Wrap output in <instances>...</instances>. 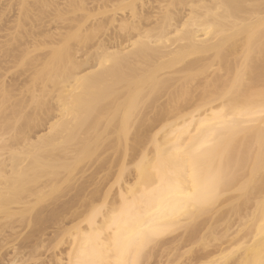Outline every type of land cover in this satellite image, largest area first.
I'll return each instance as SVG.
<instances>
[{
	"label": "bare ground",
	"instance_id": "6f19581e",
	"mask_svg": "<svg viewBox=\"0 0 264 264\" xmlns=\"http://www.w3.org/2000/svg\"><path fill=\"white\" fill-rule=\"evenodd\" d=\"M104 1L108 2V0H101L103 6L105 5ZM181 1L186 7L192 2L191 0ZM210 1L211 4L198 5V8H195L196 5H191L188 10L185 9L186 7H182L183 9L180 8V11L174 10L176 13H172L170 10L164 11L163 7L165 6L162 7V5L165 0H150L147 4H142L141 9H138L139 11L135 8L131 11V15L129 14L130 16L118 18L121 19L122 25L132 27L134 38L129 37L127 39L128 35L127 38H125L126 36L121 38L122 36L110 35L108 42H97L96 50L91 51L92 48L90 47L89 50L92 53L86 50L88 48L86 47V53L83 54L84 58L79 56L81 51L76 52V58L68 62L70 64H68L67 69H63L62 65L60 66L63 67L64 72H59L58 63L54 66L55 69L50 72L52 75V72L59 68V71L57 70L59 74L64 75L65 73V75L61 74L58 78L59 74L57 72L58 76H56L55 71L53 77L58 78L57 81L50 75L48 76L50 79L53 78L51 80L48 78L50 82H56L54 83L58 93L50 96L45 94L47 97L42 96L43 99L46 97L44 103L52 102L53 105H43L44 108L39 107V109L42 108L41 118L37 116L38 119L35 118L37 121L33 119L34 123L31 122V125L34 124L32 130L28 120H26L28 118H25V124L30 126L27 125L30 131L27 128L29 133L25 132L26 126L24 124L23 131L28 136H24L22 131V137H28L25 138L27 143L30 142L29 144L32 145L31 143L35 139L37 142H41L40 140L43 141L45 138L49 140V138L53 139L54 137L55 139V136L57 138L60 136L63 143L65 139L62 136L64 134L70 129L73 131L75 127H77L75 131L80 133L79 124L91 119L88 121L90 124L84 123L88 125L87 128L86 125L82 126L87 130L81 129V131L85 130L86 133L81 132L82 135H78V140L74 136L76 133L67 139L69 132L65 137L68 146L70 144L69 139L73 141L71 144L75 143L80 146H74L76 150L73 151H80L78 154L82 157L85 149H88L87 145L89 144H86L87 147L85 146L87 139L88 141L90 139L93 141L98 139L99 141V138H102L100 143L97 141L102 146V143H105L109 138L112 127L108 118L112 115L117 121L113 133L117 141L116 151L120 156L119 160L124 161L131 154V157L135 158L136 153L143 149L146 143H150L152 146L151 151H141V155L134 165L135 182L132 186L125 188L128 191V196H125V192L120 189L119 204L115 201H106L104 198L103 200L100 199L104 201L99 203L101 204L100 207L99 204L98 206L95 205L100 200L96 202L97 199L94 200L91 197L84 204L81 203L82 205L71 216H68L69 220L71 217L74 226L64 228L65 221L68 220L67 217L63 218L65 220L62 222V219L60 223L56 222L58 217L55 218L56 224L51 225L54 229V232H51L52 238L56 240L60 238L62 242L63 237L68 236L67 240L62 242L66 245L63 249L65 257L62 255V251L56 249L57 247L51 250L50 245H46L49 240L51 243V239L46 238L48 234L43 233L47 228L43 229L45 226H41L45 225L44 222V224H38L42 227H38V229H42V231L39 230L42 234L39 236L40 244L44 245L43 248L46 247L44 250L46 254L43 256H46L48 252L53 253L51 255L54 258V260L52 259L53 264H264V0ZM101 3L98 2V5L102 6ZM193 3L195 4V2ZM177 4L179 7L180 4L178 2ZM169 8L171 6L167 9ZM90 13H92L91 10ZM115 19L116 17L112 21H117ZM66 20L68 19L65 18L61 23L64 24ZM70 20L72 22L68 20L67 25L64 24L69 26V30L72 26L74 28L76 22H73L75 19ZM240 37L243 42L241 53L238 55L239 63L230 68L228 55L229 52L235 50ZM200 54L206 55L207 58L213 57L222 68L227 69V77L224 83L219 79L206 81L205 86L200 91V83L195 84L194 81V76L200 74V67L194 68L196 62H189L181 70L175 69L176 66L174 65L180 64L185 56ZM111 58L112 60L115 59L117 63L113 61L114 65L117 66L116 68L114 66L116 70L112 69L113 66L111 67L112 70L106 69L105 64ZM222 70L219 69V71ZM129 71L131 77H129ZM163 71L169 72L163 74ZM113 73L117 77L115 74L113 76ZM124 73L126 74L125 77H129L130 80L125 78L123 83L120 81L121 83L118 84H123L120 86L122 88L125 86L124 91L121 92L125 93L126 91V93L123 97V93L120 94L121 96L117 95V92L114 93L123 102H119L116 99L118 97L113 95V99L116 97L115 102H118L108 105L110 103L108 96H104L110 90H114L110 89L114 84L108 83L109 91H107L108 86L105 85V82L109 80L111 75L112 78L117 79L119 76L123 77L121 74ZM112 78L110 79L113 80ZM131 78L133 79L131 80ZM173 80H175L171 86L173 90L168 92L166 104H158L159 99L166 94L165 90ZM50 82L49 84H51ZM85 83L87 84L84 91L83 85ZM97 84L98 86L103 85H101L102 92L107 88L108 93L100 91L104 95H99L102 99L99 96L94 99L96 97L94 95L95 90L101 88H98ZM46 85L47 83L41 82L40 88L45 86L47 89L50 86ZM52 85H54L53 82ZM92 85L96 86L93 92L90 91L93 90ZM80 86H83L85 95L88 94L87 100H91L90 93H94L95 102L89 104H93L92 107H88L87 104L90 100L85 99L86 96L79 89ZM40 88L39 92L41 91ZM70 88L73 89L70 90ZM49 89L50 87L47 89V93H50ZM77 89L82 92L80 95L75 92L78 91ZM43 91L46 92L45 88ZM64 92L69 94L65 96ZM76 95H78L77 98ZM82 95H84L83 99L80 97ZM70 96L72 100L75 98L77 101L74 99L70 102ZM49 98L50 101H48ZM142 98H146L145 101H151L150 99L152 101L151 103L147 101L149 104L147 106ZM96 99L98 101L99 99L103 101L108 99V104L106 103L105 107L104 104L103 107L99 108V101L98 107H94L95 103L98 102ZM84 100H86V104H83ZM81 103L87 108L82 107ZM101 103L103 104V102ZM141 103H145L147 111L151 110L146 112ZM78 108L82 112L93 108L90 111L91 115L90 112L85 113V117L90 115L91 118L85 119L82 115L80 121L82 118L85 120L79 122L78 117L83 113L79 114ZM67 109L68 113H65ZM186 110L191 111L187 112ZM143 111L144 113H142ZM69 112L75 114L74 117L71 116L74 118H72L73 120L71 117H66L68 114L69 116L72 115ZM63 117L65 118L63 119ZM76 117L78 119L77 126L71 125L73 127H69L70 124L77 122L75 121ZM66 118L70 121L64 123ZM111 118L110 120L113 122L114 118ZM156 128H159V132H162L163 135L158 137L159 133L157 134V132L153 136L146 134L145 129L153 131ZM52 130H56L57 135L49 133ZM100 130L103 132L100 133ZM15 135L17 134L13 135L12 133L10 140H13ZM19 138L18 140L21 141L22 139ZM59 138L53 139V141L58 143V141L60 142ZM25 140L23 142L26 144ZM48 140L46 141L49 142ZM75 140L78 143L74 142ZM79 140L81 141L79 142ZM84 141L85 143H83ZM95 141L88 143L91 144V147L95 144V146L93 145L95 148L98 144ZM23 142L21 145H25ZM56 142L55 144H53L54 142L49 143L50 146L47 143L49 147L44 143L47 148L39 146L36 156L41 151L40 147L43 149L41 151L43 153L45 148L46 150L50 149L51 146L56 145ZM66 144L63 143L62 147L64 148L61 151L58 149L60 152L57 150L56 153L53 150L55 147H51L53 149L50 151L56 153L55 155L61 153L63 157L66 154L67 156L70 155L67 152L73 154L72 149L74 147L70 148L73 145L67 147ZM11 145L6 146L8 148ZM64 145L68 150H71L68 151ZM6 146L0 148L1 154L8 152L7 150H10L14 145L9 149ZM1 147L3 146L1 145ZM83 147L85 148L83 149L84 152L81 150ZM16 149L15 154L11 153V156L14 155L15 157ZM91 149L94 152L96 148ZM63 151L67 152H64L63 155ZM46 152L45 156L47 157L40 153L39 157H45H42L44 160L40 159V163L44 162L42 164L50 165L47 162L50 152ZM61 155L58 154L59 157ZM19 156L23 157L18 155L16 159L12 157L11 161L17 162ZM67 156L66 158L61 157L62 161L67 159ZM65 165L68 170L67 163ZM64 166L62 164L58 168L61 167L63 171ZM42 167L44 166H40V168ZM48 168H52L51 165ZM69 168L71 167L69 166ZM43 170L38 171L37 168L35 174ZM124 171L122 167L121 173ZM2 172H4V168H0V175ZM45 172H41L39 177L41 175L40 178L47 177L46 174L49 172L46 174ZM52 172L49 174L54 178L56 171L54 175ZM23 176L25 174H22ZM51 176L48 175V177ZM34 177L39 178L38 176ZM22 179L20 183L18 178L20 183L18 186L24 183V177ZM35 180L33 179V181ZM29 182L24 183L28 189L29 184L31 185ZM11 187H8V190L14 189ZM24 189L27 188L24 186ZM16 190L17 192L21 191V188L19 190L16 188ZM28 191L24 190L25 193ZM4 192L9 193L10 191L0 190V210L10 203H22V198L14 200L13 197L16 195L22 197L23 189L20 196L17 193L14 194L15 190H13L14 196L10 197L11 199H8L11 193L6 195ZM102 205L104 206L102 207ZM85 206L90 207L92 211L87 222L88 230L82 228L80 223L82 222L81 215L86 213L81 212L82 209H86ZM99 217H101L100 220H97ZM58 220L60 221V219ZM42 221L39 220V222ZM74 221H78L79 224ZM33 229L35 230L34 227ZM18 232H14L15 235ZM30 235L32 236L31 233ZM16 236L15 238H17ZM31 236L25 237L23 240L28 239L27 241H29L31 238L33 241L34 237ZM52 242L54 243L53 240ZM61 242H57V244ZM19 248L21 247H16L14 243L12 251L18 253L20 252ZM51 256H49V260ZM47 261L43 260L42 264L51 263V260L48 263Z\"/></svg>",
	"mask_w": 264,
	"mask_h": 264
},
{
	"label": "rangeland",
	"instance_id": "374dc122",
	"mask_svg": "<svg viewBox=\"0 0 264 264\" xmlns=\"http://www.w3.org/2000/svg\"><path fill=\"white\" fill-rule=\"evenodd\" d=\"M110 1L109 0H108V2L104 1V3H105V5H104L105 7H104L103 3H101V0L100 1L99 0L98 1L97 0H0V148L2 149L8 144L9 145L12 144L10 146V147H12L13 145L15 146L17 142L20 143V144L17 143V147L15 146L17 149L13 146L10 150H7L10 147L8 146V148H7V146H6L7 149H5V150H7L8 152L3 150V152H6V153H2L3 155L0 152V168H4V172H2L0 175V190L3 191V189H4L5 191L6 190L10 191L9 193L7 192L8 195L11 193L8 199H11L12 196H14V194H16V193L20 196V192L22 191V189H23V192H24V190L25 191L29 190L26 193L21 192V195H23L22 197H18L17 195H16V197L15 196L13 197L14 200H16V198H17V200L22 198L21 199L22 203H10V204H7L3 209L0 210V241H1L0 242V264H42L43 260H46V261L51 260V263L49 262V264H53L52 259L54 260V258H52L53 256H51L53 253L48 252L46 256H43V254L44 255L46 254V251H44L46 249V247L43 248L44 245L40 244L41 240L39 239L40 238L39 236L42 235L40 233V231H42L41 228L43 226H45V227H43V229L47 228V230L43 232V233L48 234L46 236V238L51 239V243L49 240L46 243V245L49 244L50 245L49 248L51 250H53L52 248L55 249V247H57L56 249L60 252L62 251V255L65 257V255H64L65 252H63V249H65L66 245H64V243H62V242L66 241L68 236L66 235L65 237H63L62 242L60 241L61 240L60 238L58 240H56L55 238H52L53 237L52 233L54 232V229L52 228L51 225L55 223V218L58 217L56 220L57 223H60L61 220L63 218H66V217L69 220L68 216H71V214L73 212H75L82 204H84L87 199H91V197H93L94 200L97 199V200H95L96 202L99 201L100 199L103 200L105 198L106 201H111V202L115 201L116 203L119 204V201H120L119 191H120V189L125 192V196H128V191L125 188H128L130 185L132 186L135 182V172H134L135 167H134V165H135V162H137V160L139 159V157L141 155V151L142 150L151 151L150 150L152 148L151 144L146 143L144 145V148L136 153L135 158H132L131 157L132 154H131L130 157L126 158V160H124V161L119 160L120 156L116 151V142L117 141H116L115 134L113 133V128H114L115 124H117V121L115 120L116 118H114L111 115V117H113L114 119L109 117L108 121H110V123H111L112 133L108 136L109 138L105 141V143H102L103 144L102 146H101V144H99L100 140L102 138H99V141L97 139V141L99 143L97 141H95V139H94L96 144L97 143L99 144V145L97 144V146L95 147L96 149L93 147V145L95 146V144H93L91 147L90 146L91 144L88 143V142H91V141L94 142V141L91 139H90V141H88V139H87L86 143H85V141L83 143H85V146H86V144H89V145H87L88 147L86 146L88 149H85L86 147L84 146V144H83V146L85 148L83 147L81 149V150L85 149L84 154H86V153L87 154H86V156H84V154L82 155V152H81V155H82V157H81L80 154H78L80 151L79 152L73 151V150H76L74 146H76L77 144H75V143L71 144L73 141H71L72 139H69L71 141V142L68 141L70 143L69 146L73 145L70 148L74 147L72 149V151L74 153L72 154L71 152L63 151V153H62L63 155H64V152H67L70 154V155L68 154L69 156H67V154H66V156L68 158L64 159L63 161H62V158H64V157L66 158L65 155L63 157L61 155V153H58L59 156L61 155L62 158L59 157L58 154L55 155L57 153L58 149H60V151H61L62 148H64V147H62V145H63V143L66 144V142H67L66 138L67 139L70 138L71 137L70 135H73L76 133L74 136L77 137V139L76 138L75 139L78 140V135L79 136L82 135L81 132L86 133L85 130L81 131V129L82 130L86 129L88 126L86 124H88V123L90 124V122H88V121L91 119H89V120H85V119H88L87 117H89L91 115L90 111L93 108H91V109L89 108V111H87V109L83 110V111H86L87 113L82 112L80 110L84 106V105L82 106V103L84 102L83 104H86L87 97L89 98L88 94L86 93V95H85V93L83 92V88L85 91V87H86V84L88 82L85 83L84 85L82 84L84 87L80 86L81 88L83 87L82 89L79 88L80 90H82L83 94L86 96V98H85L86 100H84L81 103V106H82L81 109H79L80 107L77 109L78 111H80V112H78L79 114L80 113H83V114H80L81 116L79 115V117L78 116L77 117L79 119V122H81L82 120L83 121L85 120L86 122H88V123L83 122V124L82 123L79 124L81 126V128H80V126H78V128L80 129V133L75 131L77 129V127H75V125L77 126V124H78V119L76 117L75 121H77V122H74L75 124H70L72 122L69 123L70 124L69 127L72 128L74 126L75 129L73 128L74 129L73 131H72V129H70V131L67 132L68 134L70 132L69 136L66 137L67 133L64 134V136H62V137H64L63 139H65L66 142L64 140L62 143L61 137L60 136H59L60 138L58 137L61 144L59 141H58V143L56 141H53V139H54L53 136H52L53 139L49 138V140H48V138H45V139H43V141L40 140L41 142H39V141L37 142L35 139L34 140L35 143L32 142L31 143L32 145L29 144L30 142H28V143L26 142V140H25L26 137L25 138L22 137V135H23L22 133L24 132L23 129L25 128V126H26L25 132H27V128H29L30 126H31L30 128L32 130L33 126H34L33 119L34 120L38 119L37 116H39V118H41L40 117L41 116L40 114L42 112L41 109L44 108L45 105L46 106H48V105L52 106L53 105L52 102H50V103L48 102L49 104L44 103L45 102L44 99L47 97V95H49V96L50 95H56L58 93L57 87L55 86V83H56L55 81H57V79L60 78V75L62 74V73L59 74V72H61V71L64 72L62 70V68L64 67L63 69H67V67H69L68 64H70L68 62H71L74 58H76L75 57L76 56L75 54H77L76 52L79 53L81 51L80 53H82V54L79 53V56L84 58L83 54L86 53L85 52L86 47H88L86 50H89L91 47L92 49H90V50L94 51L97 49L96 47H97V44L99 42H101V41L103 43L108 42L107 40L109 39L110 35L111 36H117V37L122 36L121 38H124L125 36H126L125 38H127V35H128L127 39H129V37L134 38V36H135L133 34L134 30L132 29V27H130L132 29L131 30L129 27H127V25H124V24L122 25L120 22V20L122 19L121 17L122 16L123 17L130 16L131 11L133 9L136 8V10H138V9L140 10L141 5L147 4V2H149L150 0L149 1H147V0H125V2H123V0L122 1L116 0V2H115V0L114 1L112 0L114 4L113 3L111 4L112 1L111 2ZM143 1H144V3H143ZM180 1L181 0H165V2H163L162 7L165 6V7H163L164 11L170 10V12L174 13L176 10L180 11L181 9L186 7V5H184L182 3V1L181 2ZM191 1H192V2H190L191 4L189 3V6L185 8L186 10H188L191 5H193V6L196 5L195 8H198L197 7L198 5L202 6L204 4H211L212 3L210 0H200V1L199 0H197V1L191 0ZM98 2H100L102 4V6L98 5ZM175 2H176V4H175ZM177 2L181 5V7H180V5L178 7ZM193 2H195V4ZM196 2H198V3H196ZM171 4H173V5H171ZM108 5H109V7H108ZM97 6H98V8H97ZM170 6H171V8L167 9ZM175 6H177V7H175ZM90 10L92 13H90ZM129 11H130V13H129ZM60 13H62V14H60ZM112 17H113V19L116 17L115 20H117V21L113 22ZM65 18L68 19L70 22H72L70 19H75V20H73V22L76 21L75 22L76 26L74 25V28H73V26H72V28L70 27L71 30H69V28H68L69 26L68 27L66 26L67 25L66 22H69L68 20H66L64 23L66 25L61 23L65 20ZM118 18H121V19L119 20ZM118 20H119V22H118ZM60 23L63 25H61ZM130 31L132 32L133 36L131 35ZM135 34H137L136 31H135ZM242 42H243V40L241 39V37L238 38L235 50L233 52H229L228 58L230 60V63H229V66L231 65L230 68H233L235 66V64L239 63V56L238 55L241 53ZM83 49H84V51H83ZM88 54H90V53L88 52ZM79 56H77V57H79ZM82 58L79 57V59H82ZM110 60L112 62L114 61L116 63L115 59L112 60V58H111ZM110 60L108 61V63L106 62V64H105L106 69L109 70V68L111 69V67L113 66L112 69L116 70V69H114V66H115V68L117 66L114 65L115 64L114 62L112 64V62ZM180 62H181L180 64L174 65V66H176L175 69L181 70V68L184 65L188 64L189 62H196V65L194 67L195 69H198L200 67V74H196L194 76L195 77V79H194L195 84L200 83V91L205 86L206 81H212L215 79H219L222 81V83H224V81L227 77V72H226L227 69H225L224 67L222 68L219 65V63H217V61L214 60V58L211 56H210V58H207L206 55H204V54L187 55ZM56 63H58L57 65L59 67L61 65L63 67H60V71H59V68L56 67V68H58V69L54 70V72L56 71V74L54 72H52V75H50V72L53 69H55L54 66H56ZM226 68H228V67H226ZM219 69H223V70L219 71ZM57 72H58L59 76H58ZM166 72H169V71H163L162 73L164 74ZM118 73L120 75V72H118ZM54 74L56 76H58V78L56 77L57 79H55V77H53ZM114 74L115 73H113L112 75L114 76ZM128 74H129V77H131L130 71ZM49 75H50V77H53L55 81L50 82L49 80H51L53 78L50 79V77H48ZM64 75H65V73H64ZM121 75H123V77L119 76V77H121L120 79H119V77L117 79H115V78H112L110 76V78H112L113 80H111L109 78L108 81H110V82H108V81L105 82L106 83L105 85H107V86H108V83L109 84L112 83V85L114 84L113 87L110 86L111 87L110 89H112V90L114 89L113 91H111V90L109 91V86H108V90H107V91H109V93L106 91L107 88L105 89L104 92L108 93L105 96L102 94V93H104V92H102L103 91L102 90L103 85L100 84L98 86V84H97L98 88L101 87L100 88L101 90L100 89H96L97 91L95 90L97 95H96V93L95 94L90 93L91 95L89 94L92 97V99H91L92 101L90 99H88L90 101L87 100L89 102L87 104L88 107L93 106V104L92 105H89V104H91V102L94 103L95 102L94 99L98 98L99 95L100 96L103 95L104 97L108 96L109 101H108V99L107 100L105 99L106 101H103V100H101L102 97L99 96V98H101V99H99V101H100V103L103 102V104L101 103V105H100L99 101L96 99L98 102L95 103L94 107H96L98 103H99L98 104L99 108L104 104H105L104 105V107H105L107 101L110 102L109 104L107 103L108 105H110V104L113 105V103L115 104L116 102H118V101L115 102L116 97L114 99H113V97L120 95L122 93H123L122 94V97H123L124 94L126 93V91H125V93L121 92V91H124L125 86L122 88L120 86H123V84L119 85L118 83H121L122 81H124L125 78H127V79L129 78V77H125L126 76L125 73L121 74ZM115 76H116V74H115ZM48 78H49V80H48ZM132 79L133 78H131V80ZM60 80H58V83H60L59 82ZM129 80H130V78H129ZM41 82L43 84L47 83V85H50L49 86L50 87V89H49L50 93H47L48 92L47 89L49 87L46 89L45 86L44 87L41 86V88H40ZM49 82L51 84H49ZM52 82L54 85H52ZM174 83H175V80L171 81V83L168 85V87L165 90L166 94L159 99L158 104H163V103L166 104V96L168 95V92L170 90H173V87H171V86ZM94 85H96V84H94ZM94 85H92L93 90L89 89L92 92L96 88V86H94ZM118 85H119V87H118ZM39 88L41 91H43L45 88L46 92L45 93H44V91L42 93H41V91L39 92ZM116 88H117V90H116ZM71 89H73V88H70V90ZM79 89H77L78 91H75V92L77 94L79 93V95H80L82 92L79 91ZM51 92H52V94H51ZM98 92H100L101 94ZM40 93L42 94L41 99H40ZM114 93H116L117 95ZM45 94H47V95H45ZM68 94L65 93L64 95L66 96ZM93 94L96 97H94ZM43 95L46 96L44 99L42 98ZM84 95L80 96L81 99H83L82 97H84ZM74 96H75V94H74ZM74 96H72V97L74 98ZM110 96H111V98H110ZM77 97H78V95H76V98ZM93 97H94V99H93ZM39 99L40 100L43 99V100L40 101ZM70 99H71V96H70ZM81 99H79V100L81 101ZM112 99L114 100L113 102H112ZM116 99H118L119 102L121 101L119 99V97ZM121 99H124V98H121ZM145 99L142 98V101L144 100V102L148 106L149 105L148 103H151L152 99H150L151 101L147 100L148 103H147V101H145ZM73 100L71 99V101L70 100L69 101L72 102ZM46 101H47V99H46ZM48 101H50V98L48 99ZM121 102H123V100ZM38 103H39V106H38ZM145 103H141V104H143V108L146 110L147 106L144 105ZM40 106H42L41 109H39ZM84 107L87 108L86 106H84ZM99 108H97V109H99ZM77 110H76V112H77ZM150 110H148V111H150ZM148 111L146 110V112H148ZM190 111L191 110H188L187 112H190ZM66 112L68 113V109L65 110V113ZM88 112H90V115L89 116L86 115L87 117H85V113L88 114ZM72 113H74V112H72ZM72 113H70V114H72ZM93 113H95V112H93ZM111 113H112V111H111ZM142 113H144V111ZM73 115H75V114H72L70 116L68 114L66 117L69 118ZM82 115L85 119L82 118L80 121V117H82ZM64 116H65V114H64ZM73 117H71V119ZM25 118H28L26 120H28V123L30 126L28 124H25L26 123L24 121ZM64 118L65 117H63V119ZM89 118H91V117H89ZM110 118L113 119V122H111L112 120H110ZM32 121H33V123H32L33 126L31 125ZM66 121L68 122V121H70V119L67 120V118H66L64 123H67ZM84 123H86V124H84ZM24 124H25V126H23ZM71 125H73V126H71ZM84 125H86V128L82 127ZM35 126H36V124H35ZM30 128H29V131H30ZM77 131H79V130H77ZM145 131H146V134L152 135V136H153V134L155 135L156 132H157V134L159 133L158 137L163 135L162 132H159V128H156L153 131H149L148 129H145ZM25 132H24V136H26L27 133H29V132H27L25 134ZM102 132L100 130V133H102ZM12 133H13V135L15 133L17 134V135H15V138L14 137L12 138L13 140L15 139L14 140L15 142L17 139L16 143L13 140H10V136L12 135ZM18 133H20V134L18 135ZM49 133H51L52 135H53V133L55 135H57L56 130H52ZM85 133H84V135H85ZM17 137L22 142H23V140H25L26 144L23 142V144H25V145H21L22 142L19 141ZM46 137H48V136L46 135ZM56 138H57V136H55V139ZM46 140H48L49 142H47ZM76 140L74 142H77ZM44 141H46L48 144L51 142L52 143L54 142L53 144H55V142H56V145L59 144L60 146H58V145L57 146L56 145L51 146L53 148L55 147L54 149L53 148L52 149L55 150L56 153L51 152L52 151L51 147H50L51 151H50V149L46 150V148L49 147L52 143L49 144V146H48V144ZM80 141L81 140H79V142ZM44 143L47 144V147H46V144H44ZM40 144H42V145H40ZM80 144L82 145V143H80ZM1 145L3 147H1ZM66 145H67V147H69L68 143ZM66 145H64L65 148H66ZM39 146H41L42 148L46 147L44 149V151L46 150V151H49L50 153H52V154L49 153L47 162H49V164L53 168V169L48 168L49 169L48 172L51 173L53 171L52 175H54V173L56 171L57 175L55 174L56 176L54 175V178L51 176V174H49L47 172V170H48L47 167H49L50 165L42 164V163H44V162H42V160H44L43 158L47 157V156H45V153H47V152L43 151V153H42L41 151L43 149L40 147V149H41L40 153L45 157H43V156L39 157L40 153L38 156H36L38 154L37 150L39 149ZM78 146L79 145H77V147ZM89 146H90V149L91 148H93V150L95 149L94 152L91 151L92 149L91 150L89 149ZM57 147H59V148H57ZM13 148H15L16 152H17L15 157H14V155L11 156L12 155L11 153L15 154V152H14L15 149L13 151ZM66 149H63V150H66ZM77 149H79V148H77ZM70 150H68V151H70ZM86 150H88V151L86 152ZM10 151H12V152H10ZM89 151H91L92 154H90L91 152H89ZM83 152H84V150H83ZM88 152H89V155H88ZM18 155H21L23 157L19 156L20 158H18L19 160L17 162H12L11 158L14 157L16 159V157H18ZM46 155H48V154H46ZM50 155H51V159L49 160ZM37 157H38V159L36 160ZM41 158H42V160H41L42 163H40ZM61 161H62V163L60 164ZM66 163L68 165L67 166L68 170L66 168V165L64 166V164H66ZM116 163H117V166H116ZM118 163H119V165H118ZM40 164H42V165H40ZM62 164L64 166L63 171H62L61 167L58 168V166H60ZM40 166H44L45 168L44 167L40 168ZM69 166L71 168H69ZM122 167L125 170L123 173H121ZM37 168H38V171L44 169L43 171H46L48 173V174H46V172H45L47 177L43 176V178H40V177H42V175L39 177V174H42L41 172H43V171H41L39 173L36 172V174H35V171H37ZM64 168L66 169V171H64L65 170ZM45 169H47V170H45ZM59 169H61V170H59ZM22 174L23 175L25 174V176H23L24 177V183L30 181L29 183H31V185L29 184L30 187L28 189V187H26V185L24 183H22L21 184L22 187H20L21 188V191H20L19 186H21V185L18 186V184H20L21 183L20 181L23 180ZM48 175H50L51 177H48ZM34 176H38L40 179L37 177H34ZM15 177H17L16 180H15ZM25 177H27V178L25 179ZM32 177H34V178H32ZM18 178L20 179L19 180L20 183L18 182ZM33 179L34 180L36 179V180L33 181ZM13 181H16L17 185H16V182H13ZM34 182H36V183H34ZM12 184H15V185H12ZM23 184H24L25 188H27L28 190L24 189ZM11 186L14 188L13 190H15V192H13L12 189L8 190V187L10 188ZM16 188L19 190L18 191L19 193L17 192ZM4 193H6V192H4ZM7 193H6V195H7ZM14 200H13V202H14ZM94 200H93V203L95 202ZM102 200H100V202H98V203H95V205L97 204V206H98V204L101 203ZM102 202H104V201H102ZM100 205L101 204H99V206ZM103 206L104 205H102V207ZM85 207H86V209L84 208L85 210H83L81 208L82 209L81 212H84V213L86 212V213L85 214L83 213L84 215H81L82 218L80 216V218L82 219L81 220L82 222H80V223H81L82 228L88 230L89 225L87 224V222H88V218L90 216V213L92 211H91L90 207H88V206H85ZM55 214L58 216H56ZM80 218H79V220H80ZM100 218L101 217L97 218V220H100ZM58 219H60V221ZM39 220L40 221L43 220V221L39 222ZM53 220H54V222H53ZM64 220L65 219H63L62 222ZM68 220L65 221L66 224H65L64 228L72 227V225L74 224L71 221V217H70L69 222H68ZM43 222L45 223V225H41L42 227L40 225H38L39 223L41 224ZM74 222L76 224H79L78 221L77 222L74 221ZM32 224H33V226H32ZM33 227L35 228V230L33 229ZM38 227H41L40 228L41 230L38 229ZM17 231H19V232H18V234H16L17 235L16 236L15 233H17ZM38 231H39V233H37ZM30 233L32 234V236L30 235ZM26 234H27V236H26ZM50 234H52V235H50ZM29 235L32 238L34 237L36 240L33 238V241H31V238H29V241H27L28 239L24 241L23 238H25V237L28 238V237H30ZM15 236L17 238H15ZM52 240L54 241V243L52 242ZM57 242H61V243L57 244ZM14 243L16 244V247L19 246L22 248V249L19 248L20 252L14 253V251H12ZM60 244H62L63 247ZM55 245H57V246H55ZM26 248H28V249H26ZM35 248H36V250L34 251ZM57 250H55V251H57ZM32 251H34L35 253ZM49 256H51L50 260H49ZM48 261H47V263H48Z\"/></svg>",
	"mask_w": 264,
	"mask_h": 264
}]
</instances>
